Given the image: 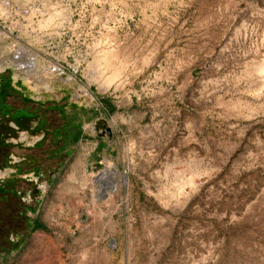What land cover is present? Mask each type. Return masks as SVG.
I'll use <instances>...</instances> for the list:
<instances>
[{
  "label": "rangeland",
  "instance_id": "1",
  "mask_svg": "<svg viewBox=\"0 0 264 264\" xmlns=\"http://www.w3.org/2000/svg\"><path fill=\"white\" fill-rule=\"evenodd\" d=\"M19 91L84 126L68 175L111 150L19 175L51 146L0 117V264H264V0H0Z\"/></svg>",
  "mask_w": 264,
  "mask_h": 264
},
{
  "label": "crops",
  "instance_id": "2",
  "mask_svg": "<svg viewBox=\"0 0 264 264\" xmlns=\"http://www.w3.org/2000/svg\"><path fill=\"white\" fill-rule=\"evenodd\" d=\"M1 84H2V89L4 88V84L5 81L3 79V77L1 78ZM21 97H24L25 100L29 103L30 105L25 106V107H21V109H19L18 114L21 115H29L28 117L33 116V114H35L34 116L37 118H35L34 120H32L31 122H36L38 124V126L35 127V133H42L41 134V138H40V142L37 143L38 146H40L44 140V137L46 136V134L44 133V131L41 129L42 127H44V125L47 122L46 119V114H44L43 111V107H46L48 105V103L51 102H43V101H39L38 103H32L33 101L31 100L30 95L24 94L22 91L19 93ZM13 103V102H12ZM12 103H8L0 112L8 110L9 108H12L11 105H13ZM32 103V104H31ZM57 103V105L59 106L58 102H54V104ZM34 104V105H33ZM57 106V107H58ZM35 107V108H34ZM39 114V115H36ZM65 114H60L58 116L55 115V117H57L59 120H61V123H59L60 128L58 129V126L55 127L54 129V151L52 152L54 156V181L59 179L61 177V175H65L62 174L63 172L66 173V175L72 179V181H76V182H80V183H88V179L90 177V173L91 171L94 170L95 165H98L101 163V159L104 160L105 159V154L107 151L111 150V144L107 143V141L105 139H103V137H101L99 140H96L94 143V150H86V152H83V155L85 156V158L87 159L86 162L83 164V169L81 171V174L79 177L74 171L72 172V174L68 175L67 170L68 169H72V166L74 164L75 161V155H76V149L79 147H83L85 144H88V140L86 139V135H85V130H84V126L82 127V131H81V135L79 133L78 136V140L76 142H74V137H75V131L77 130L78 132H80V127H78L77 125H75V123L72 122L71 119L67 118ZM8 117V116H6ZM30 122V123H31ZM41 129V130H40ZM26 131H30L31 128L29 127L28 129H24ZM72 134V135H70ZM50 144V143H48ZM43 145V144H42ZM43 147V146H42ZM41 147V157L44 156V152H48L45 149H43ZM30 149V147H29ZM28 148L26 147V152L24 153L25 158L23 157V159L25 160V163H23L24 165H27L26 162V158L29 155H31L32 153H28L27 152ZM96 150H101V152H96ZM27 153V154H26ZM92 154L96 155L95 161L92 163L91 161V156ZM37 154H35L36 156ZM47 155H49L47 153ZM37 157L39 158V155L36 156L33 160L34 163L37 164V167H41L43 169V163L48 162V160H43L41 159V161L37 160ZM30 158V157H28ZM51 165V164H49ZM28 166V165H27ZM22 167L23 166H18L17 170L19 172V175H24L22 174ZM14 168V167H12ZM43 173V172H42ZM40 173H35L38 176H43V174ZM30 173H26L25 175H28ZM79 177V178H78Z\"/></svg>",
  "mask_w": 264,
  "mask_h": 264
},
{
  "label": "trees",
  "instance_id": "3",
  "mask_svg": "<svg viewBox=\"0 0 264 264\" xmlns=\"http://www.w3.org/2000/svg\"><path fill=\"white\" fill-rule=\"evenodd\" d=\"M16 102H13L12 104L13 105H11L12 106V108H9L8 110H5V111H2V112H0V117L2 116V117H5V116H8V118H9V121H13V122H15L19 127H21L22 129H28L29 128V126H28V124L32 121V120H34L35 118H37V116L35 117L34 115L35 114H33V116H31V117H28L29 115H27V116H25V115H19L18 114V112H19V106H18V104L16 103ZM57 103H48V105L46 106V107H43V113L44 114H48L47 112L48 111H51V110H57L56 108H57ZM36 115H39V114H36ZM50 116L51 115H46V119H47V122H46V124L44 125V127H42L41 129L44 131V133L46 134V136L44 137V140H43V142H42V144H44V143H50V146H51V148H48V150L46 149V151H48V152H44L43 154H44V156H42L41 157V155H39V158L37 157V160L38 161H41V159H43V160H48L50 163H51V165H53L54 166V156H52L53 155V149H54V121H52L51 119H50ZM54 117H55V115H54ZM40 129V130H41ZM75 131V137H74V142H76L77 140H78V136H79V132L77 131V130H74ZM5 139H2V141H4ZM41 144V145H42ZM28 150H30V149H28ZM25 152H26V149H25ZM24 152V153H25ZM47 153L49 154V155H47ZM27 154V153H26ZM35 154V153H34ZM34 154H31V155H29L28 154V156H27V158H26V162H28V163H32V161H34L33 159L36 157V156H38V155H34ZM0 156H1V153H0ZM22 156V155H21ZM8 156H6V158H7ZM23 157L25 158V155L23 154ZM28 157H30V158H28ZM9 158V157H8ZM25 163V162H24ZM5 167H14V166H12L11 164H10V162H9V160L7 161V163L6 164H0V168H5ZM43 169L42 168H40V167H37V164L36 163H34L33 164V166H30V167H28V169H27V171H21L22 172V174H26V173H31V172H34V173H38V174H40L41 172H43L42 171ZM14 186V185H13ZM7 188L8 189H12V187L11 186H6V189L5 188H2L1 189V192H7L6 190H7ZM34 229H40V228H42L41 227V225H40V223H36L35 225H34Z\"/></svg>",
  "mask_w": 264,
  "mask_h": 264
},
{
  "label": "water",
  "instance_id": "4",
  "mask_svg": "<svg viewBox=\"0 0 264 264\" xmlns=\"http://www.w3.org/2000/svg\"><path fill=\"white\" fill-rule=\"evenodd\" d=\"M104 128L106 129V131H107L108 135H110V136H111V134H112V131H111V129H110V128H107V127H104Z\"/></svg>",
  "mask_w": 264,
  "mask_h": 264
},
{
  "label": "bare ground",
  "instance_id": "5",
  "mask_svg": "<svg viewBox=\"0 0 264 264\" xmlns=\"http://www.w3.org/2000/svg\"><path fill=\"white\" fill-rule=\"evenodd\" d=\"M106 175L109 174V173H105ZM111 175V174H110Z\"/></svg>",
  "mask_w": 264,
  "mask_h": 264
}]
</instances>
